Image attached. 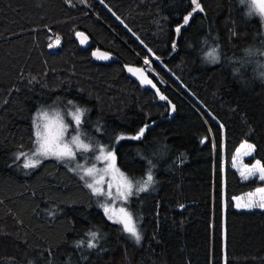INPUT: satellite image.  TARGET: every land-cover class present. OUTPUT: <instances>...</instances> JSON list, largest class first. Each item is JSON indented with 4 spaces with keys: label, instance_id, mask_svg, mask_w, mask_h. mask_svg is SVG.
<instances>
[{
    "label": "trees",
    "instance_id": "trees-1",
    "mask_svg": "<svg viewBox=\"0 0 264 264\" xmlns=\"http://www.w3.org/2000/svg\"><path fill=\"white\" fill-rule=\"evenodd\" d=\"M197 3L0 0V264H264V209L233 202L264 181L232 164L247 142V161L264 166V19L241 0ZM95 48L112 60H94ZM213 48L217 61L205 55ZM70 101L86 110L84 139L112 145L134 182L153 166L155 183L126 203L139 243L78 173L16 159L33 152L34 114Z\"/></svg>",
    "mask_w": 264,
    "mask_h": 264
},
{
    "label": "snow or ice",
    "instance_id": "snow-or-ice-1",
    "mask_svg": "<svg viewBox=\"0 0 264 264\" xmlns=\"http://www.w3.org/2000/svg\"><path fill=\"white\" fill-rule=\"evenodd\" d=\"M83 2V0H82ZM248 3L249 5V15L253 12H257L258 14L264 16V0H241V3ZM192 3L195 5L193 8V12H196L197 9L203 10L201 5L197 3V0H192ZM192 13H189L184 17V24H187ZM177 32L180 31V27H177ZM77 35H81L77 33ZM51 47V45H49ZM173 49H175V43L173 44ZM206 58L217 61L219 56L217 55V50L213 48L210 52L206 53ZM147 64L148 61L145 60ZM129 71H133V69H129ZM139 71V70H136ZM142 83L150 84L151 81L146 77L142 79ZM154 86V85H153ZM161 99H166V97L161 96ZM71 104V101L69 102ZM84 111L80 108H76L74 113H71L73 116L75 125L77 129L81 126V117L84 114ZM33 127H34V136L35 150L30 154L26 155L23 152L17 154L16 159L19 160L21 157L25 158V163L23 167L25 169L28 168H36L40 165L42 158L46 159L48 157H54L59 161H74L78 153H88V152H96L99 151L101 155L96 156V160L100 161L101 159L105 162L107 167L103 170L105 172H119L115 165V153L113 151H107V148L113 147L112 145L101 146L97 148L92 143H84L83 139H81V134L77 131L76 135H72L70 139L65 140V133L69 131V125L64 123L62 120L53 126V122L47 120V113L40 112L36 118L33 119ZM147 127V125L145 126ZM145 128H141L136 136L131 137V139L138 140L144 134ZM124 137H117V140L123 139ZM203 143V141H201ZM241 149H243V155L249 156L254 151V145L248 144L247 142L242 143ZM238 152L240 149L237 150ZM150 163V162H149ZM152 167L150 163V167L148 169V173L146 178L142 180H136L133 183L132 180L124 177L123 173H120V182L116 184L115 193L112 192V183L108 184V191L105 193L101 188H98L96 185L100 184L103 180L101 177L100 180H93V182H87L88 177L93 176L94 168H86L84 165L77 164L73 171L82 170L83 174L81 175V179L86 181V187L89 188L93 195L97 197H106L108 198V202L101 205L103 208L104 214L107 216L109 220H112L114 223L122 225V230L130 235V237L134 238L137 243L141 240V234L138 230V226L133 221L132 213H130L126 207H120L119 211L116 212L109 208V203H116L120 201L124 204L127 203L130 197L134 195H138L140 192L147 191L150 186L155 183ZM259 175V179L264 181V166L260 164V161H257L256 164L252 165L250 168H246L245 171L241 172V176L244 179H249ZM257 193L264 194V188H259L256 190ZM238 208H253L260 207L264 208V195H261L259 200H250L248 203L236 205ZM89 240L87 242V246L89 248H95L98 243L101 234L98 231H91L88 233ZM83 241L78 242L77 246L83 244Z\"/></svg>",
    "mask_w": 264,
    "mask_h": 264
},
{
    "label": "rangeland",
    "instance_id": "rangeland-1",
    "mask_svg": "<svg viewBox=\"0 0 264 264\" xmlns=\"http://www.w3.org/2000/svg\"><path fill=\"white\" fill-rule=\"evenodd\" d=\"M262 17L264 19V16H262ZM60 40H61L60 38H56L55 39L54 47L57 46V43ZM145 65L150 69V67H151V63L150 62H148L147 64L145 63ZM129 69H131V68L127 67L128 71H129ZM129 72H131V71H129ZM131 74H133V73L131 72ZM76 108H79V107L74 105V104H72V103L71 104L69 103L67 105H60L59 104V105H56V106H53V107H50V108H44V109H41V110L37 111L34 114L33 119L36 118L40 112H45V113H47V120L53 122V126L54 127L61 120L64 123L69 125V131H68V133H65V140L66 141L68 139H70V137L72 135H76L77 131H79L80 134H81V139H83L84 143H92L97 148H99L101 146H107V145H104V144H101V143H95L94 141L93 142H89L86 139H84L83 134L81 132L82 131L81 130V126L77 129V126L75 125L73 116L71 115V113L75 112ZM81 122H82V117H81ZM32 123H33V120H32ZM34 142H35V137H34ZM242 143H244V142H241L240 145L238 146V148L236 149V152H235V154L233 156V159H232V164H233L234 169L237 170L239 176L242 179H244V177L241 176V172L245 171L246 168H250L252 165L256 164L257 161H253V162L247 161V159L250 158L252 154L249 155V156H244L243 155V151L244 150L241 149ZM238 149H240L239 152L237 151ZM34 150H35V147H33V151ZM107 151H112V149L111 148H107ZM99 155H101V153L99 151H96L94 153L93 152L78 153L77 156H76V159L74 161H71V162L60 161V162L63 163L65 166H67L70 169L75 168L77 164L84 165L86 168H94L93 176L92 177H88L87 178V182H93L94 179L95 180H100L101 177H103L102 182L100 184L96 185V186L98 188H101L105 193L108 191V184L110 182L113 185L112 192L115 193L116 184L120 182V173H123L124 177H126L127 179L132 180L129 176H127V174H125L123 171H121L117 166H116V168L119 170V172L112 173V172L103 171L107 167V165L105 164V162L102 159L100 161L96 160V156H99ZM48 158L56 159L54 157H48ZM24 160H25V158H24ZM42 160H44V159L42 158ZM74 172L78 173L80 176L83 174L82 170H77V171H74ZM255 176H257L258 179H259V175L258 174H256ZM133 183H135V182L133 181ZM259 188H264V186L257 187L253 191H250V192H248L246 194L234 197L233 202H234L235 206L237 205V203L245 204V203H248L250 200L258 201L260 196L264 195L262 193H257L256 192V190L259 189ZM94 197H95V200H96L98 206L103 211V208L101 207V205L104 204V203H107L108 202V198L103 197V196L97 197L95 195H94ZM108 206H109L110 209L115 210L116 212H118L120 207H122V206L127 208L126 204H124V203H122L120 201H117L114 204L113 203H109ZM253 208L264 209V208H260V207H253ZM240 209H252V208L240 207ZM127 210H128V208H127ZM110 221L113 222L112 220H110ZM133 221L135 223L134 219H133ZM118 225H120V224H118ZM120 226L122 227V225H120ZM132 239L135 240L134 238H132Z\"/></svg>",
    "mask_w": 264,
    "mask_h": 264
},
{
    "label": "water",
    "instance_id": "water-1",
    "mask_svg": "<svg viewBox=\"0 0 264 264\" xmlns=\"http://www.w3.org/2000/svg\"><path fill=\"white\" fill-rule=\"evenodd\" d=\"M184 27H185V24H183L181 26V28H184ZM77 33H80L81 35L78 36ZM77 33H76V39H77L80 47L82 49L90 48L91 47V41L88 38V36L86 34H84L83 32H81V31H79ZM91 55H92L94 60L99 61V62H105V63L110 62L112 60V58H113V56L110 53H108V52H106V51H104V50H102L100 48L92 49L91 50ZM160 98H161V96H160Z\"/></svg>",
    "mask_w": 264,
    "mask_h": 264
},
{
    "label": "built area",
    "instance_id": "built-area-1",
    "mask_svg": "<svg viewBox=\"0 0 264 264\" xmlns=\"http://www.w3.org/2000/svg\"><path fill=\"white\" fill-rule=\"evenodd\" d=\"M57 46H59V42L57 43ZM52 50H54V49H52ZM151 70L154 72L155 76L158 78V80L160 81V83H162L163 85H165L166 82L163 80V78L160 77V76L157 74V72H155L153 69H151Z\"/></svg>",
    "mask_w": 264,
    "mask_h": 264
}]
</instances>
